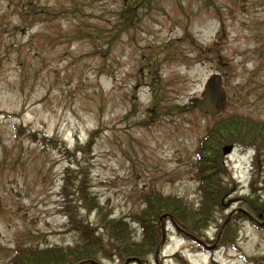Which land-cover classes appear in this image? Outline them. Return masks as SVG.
<instances>
[{"label":"rangeland","instance_id":"1","mask_svg":"<svg viewBox=\"0 0 264 264\" xmlns=\"http://www.w3.org/2000/svg\"><path fill=\"white\" fill-rule=\"evenodd\" d=\"M40 1L56 3L65 14L69 7L68 0ZM110 2L74 0L76 14H61L49 30L36 24L24 35L8 0H0V264L11 259L18 244H73L77 232L71 230L73 225L64 214L67 206L79 222L98 225L96 212L84 211L74 194L81 177L86 176L89 191L107 202L116 218L141 208L140 195L151 186L178 194L196 208L198 184L191 174L194 148L209 118L190 110L207 78L215 72L225 74L223 64L230 63L233 69L227 74L230 86L252 92L240 110L264 118V100L254 94L258 86H264V0H243L247 10L238 8L236 18L227 20L225 28L220 22L225 15L217 8H227L231 0L154 1L155 9L145 17L146 26L137 40L163 42L167 47H161L154 60L163 82L174 79L163 93V103H180L187 112L161 114L149 121L154 94L150 78L137 81L138 66L144 70L136 60L138 43L131 56L121 45L115 55L99 61L86 42L64 40L60 44L55 37L46 39L58 24L70 30L78 23L90 27L103 21L100 17L113 9ZM34 32L36 49L30 44ZM192 39L203 47L218 39L223 59L183 57L174 61L181 51L194 53L195 46L189 44ZM106 46L103 41L96 45L98 50ZM164 57L167 60L162 62ZM27 133H33V138ZM44 137L52 138L57 148L44 145ZM240 155L236 149L227 162L238 181L230 190L234 198L250 194V180L257 172V167L256 172L249 171L250 158L246 163ZM213 207H207L210 217L201 228L207 233L203 239L216 238V225L219 228L221 216L229 211ZM211 213H215L213 218ZM234 224L233 243L211 252L167 229L168 241L159 261L213 264L214 257L222 264H264V232L240 217ZM201 225L204 222L198 220ZM132 226L137 229L136 224ZM97 261L129 264L116 252ZM144 264H157L154 255H148Z\"/></svg>","mask_w":264,"mask_h":264},{"label":"trees","instance_id":"2","mask_svg":"<svg viewBox=\"0 0 264 264\" xmlns=\"http://www.w3.org/2000/svg\"><path fill=\"white\" fill-rule=\"evenodd\" d=\"M154 1L112 0L110 4L114 5L113 9L106 11L100 17L103 21L91 24L90 27L78 23L77 28L70 30L58 24L55 31H48L46 34V39L55 37L59 41L56 42L60 44L64 40H69V42L80 40V42L90 44L92 54L99 61H104L109 56L115 55L118 46L121 45L126 48V51L128 50L131 56L138 43L140 53L136 60L141 67H144V70L138 66L137 81L150 78L149 85L154 94V105L148 110L150 113L148 121L155 120L161 114L182 115L187 112L185 105L180 103H163L165 101L163 93L164 91L167 93L168 86L174 82V79L170 78L167 83L163 82L162 77L158 76V69L156 70L158 63L154 60L161 53V47L162 50L167 49V47L163 45V42L156 44L148 39L144 41L141 39L139 42L137 40L138 34L143 33L142 29L144 28L142 27L146 26L145 17L155 9L153 7ZM242 1L231 0V4L227 8H217L220 15L221 13L225 15V17L220 16L223 28L226 27L227 20L236 18L238 8L246 10ZM67 2L69 7L66 8L65 14L63 13L64 9L61 11L57 9L56 3L52 5L40 0H8L9 6H12L14 13L18 15L19 25L17 27L24 35L36 24H42L49 30L54 26L53 21L61 14H76L77 4L74 3V0ZM146 28L148 30L149 27ZM4 31L5 29H3ZM76 33H79V36H75ZM149 34L148 30L147 37ZM185 37L191 39V35ZM124 38H128V41L124 42ZM101 41L107 45L104 50H98L96 47L97 42ZM171 42L172 44L175 43L174 40ZM35 43L36 32L30 34L32 49L34 45L36 49ZM189 44L195 46V49L193 48L191 51L194 53L181 51L174 58V61L183 59V57L186 59L194 57L197 60L209 58L221 61L224 57L218 39L209 47H203L194 42L193 39ZM171 54L172 51L169 50L168 55L171 56ZM166 60L164 57L162 62ZM229 64L222 65L226 77L228 107L223 113L212 118L213 121L205 127L199 142L197 139L191 171L197 184L199 182L201 198L207 197L213 202L208 203L203 199L201 206L198 208L197 201L196 208H194L191 202L184 197L178 194L164 193L158 187L151 186L143 190L140 195L141 208L135 209L133 213H129L125 217L116 218L111 215L112 210L109 208V204L89 191L86 176L81 177L80 180H77L74 194L82 203L84 211L96 212L99 219L98 225L93 226L86 222H79L76 216L72 214L71 207L67 206L64 214L69 217L70 225H73L71 230L74 233L77 232L73 244H51L43 247L18 244L11 259L6 264H77L85 259L98 260L101 257H108L115 252L123 261L127 257L138 256L146 262L147 256L154 254L156 246L160 242L161 229L158 218L165 212H170L178 223L198 234V231L206 226V220L210 217L207 207L213 206L222 190L225 189L223 184L227 170L223 163L222 147L227 143H233L238 147H253L257 153L264 154V118L255 117L252 113L240 110V104L248 101L252 92L228 84L227 74L233 70ZM254 94L264 100V86H258ZM131 102L133 103V100ZM163 105L167 106L163 108ZM162 108L165 113L161 112ZM190 111L198 115L194 105H191ZM26 136L33 138L34 134L27 133ZM43 142L47 146L54 144L57 148V143L52 138L44 137ZM65 185L72 187L71 182H66ZM65 189L67 190L66 186ZM65 196L68 194L65 193ZM68 200L71 201L72 199ZM198 220L204 222V225L198 226ZM133 223L137 225V229L133 228ZM136 230L139 231V238L136 236Z\"/></svg>","mask_w":264,"mask_h":264},{"label":"water","instance_id":"3","mask_svg":"<svg viewBox=\"0 0 264 264\" xmlns=\"http://www.w3.org/2000/svg\"><path fill=\"white\" fill-rule=\"evenodd\" d=\"M196 107L199 108L202 112H209L210 114H216L223 110L226 106V92L222 85V77L219 74H213L207 80L205 89L202 92V99L196 101ZM232 146H225L224 152L228 153L231 151ZM163 215L161 218L166 216ZM133 258H128L130 261ZM138 260V259H137ZM96 263L94 260L82 261L80 264L85 263Z\"/></svg>","mask_w":264,"mask_h":264}]
</instances>
